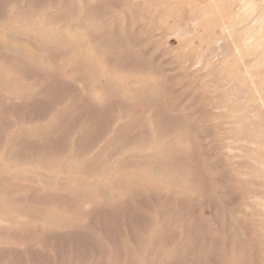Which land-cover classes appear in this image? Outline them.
Segmentation results:
<instances>
[{"label":"rangeland","instance_id":"rangeland-1","mask_svg":"<svg viewBox=\"0 0 264 264\" xmlns=\"http://www.w3.org/2000/svg\"><path fill=\"white\" fill-rule=\"evenodd\" d=\"M0 264H264V0H0Z\"/></svg>","mask_w":264,"mask_h":264}]
</instances>
